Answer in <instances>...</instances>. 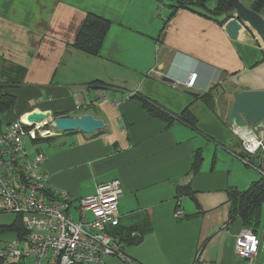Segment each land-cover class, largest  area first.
Here are the masks:
<instances>
[{
  "label": "crops",
  "instance_id": "obj_1",
  "mask_svg": "<svg viewBox=\"0 0 264 264\" xmlns=\"http://www.w3.org/2000/svg\"><path fill=\"white\" fill-rule=\"evenodd\" d=\"M241 1L248 8L252 2ZM234 14L221 24L225 17L201 10L169 19L171 11L155 0H0V96L14 101L0 113V132L34 112L102 119L105 128L92 135L62 133L27 152H42L51 187L74 199L119 182L115 240L146 219L151 224L140 243H119L139 264H193L199 255L209 264H250L235 254L243 224L229 220V195L264 179L262 158L242 151L227 122L235 94L264 91V49L250 30L230 39ZM89 16L111 25L98 56L75 46ZM209 92L212 106L203 101ZM134 96L175 117L189 111L195 126L152 117ZM197 156L200 166L191 172ZM259 259L264 264V242Z\"/></svg>",
  "mask_w": 264,
  "mask_h": 264
},
{
  "label": "built area",
  "instance_id": "obj_2",
  "mask_svg": "<svg viewBox=\"0 0 264 264\" xmlns=\"http://www.w3.org/2000/svg\"><path fill=\"white\" fill-rule=\"evenodd\" d=\"M191 76L186 83L188 89L193 88L197 74ZM234 127L242 151L261 156L264 177V132L255 127ZM43 129L46 126L27 125L19 118L0 132V214L19 216L24 228L23 235L0 250V262L106 264L108 259L118 258L125 264H139L125 254L111 234V229L121 223L120 183L99 184L95 194L77 199L53 189L43 170L46 156L39 152L31 158L25 147L27 138L36 141L53 136L43 135ZM182 214L178 210L176 216ZM263 242L264 235L243 227L235 239V254L250 264H263L259 259ZM199 256L193 264H209Z\"/></svg>",
  "mask_w": 264,
  "mask_h": 264
},
{
  "label": "trees",
  "instance_id": "obj_3",
  "mask_svg": "<svg viewBox=\"0 0 264 264\" xmlns=\"http://www.w3.org/2000/svg\"><path fill=\"white\" fill-rule=\"evenodd\" d=\"M155 1L159 5L165 6L171 11L169 19L179 10H201L209 13L212 17H225L224 21L221 23L223 24L231 18L233 12V9L228 4L227 0H219L218 6L214 10L208 9V4L211 0ZM249 8L259 14L264 13V0H252ZM110 26L111 25L108 21L100 17L89 16L80 32V36L75 46L89 55L98 56L101 51L104 38L109 31ZM134 97L144 102L147 113L152 117L159 118L167 123H171L175 118H178L192 127L195 126V119L189 111H185L181 116L175 117L155 103L143 99L140 96ZM214 97L215 95L209 92L205 96H203V101L209 106H212ZM13 102V100L9 99V101H7L4 97L0 96V113L13 106ZM50 139L51 137L46 139L39 138L34 142L48 141ZM201 160V156H197V159L192 165L191 172H196L198 170ZM181 193H189V190L185 188L181 191ZM229 205V220L234 221L239 219L242 222L243 227L249 228L254 231V233L258 234V231L262 226L264 215V179L260 180L259 182L253 183L246 191L242 193L231 191L229 195ZM10 230L11 232H14L16 230L19 235L24 234L22 220L19 216H17L14 224L10 227ZM150 231L151 224L149 220L146 219L142 224L137 225L134 228H130L129 231H122L121 233L118 232L121 238V241L119 240V243L122 244L123 242L125 245L138 244L142 241L144 235L149 233ZM111 234L114 239L117 238L116 234L112 232ZM0 264L2 263L0 262Z\"/></svg>",
  "mask_w": 264,
  "mask_h": 264
},
{
  "label": "water",
  "instance_id": "obj_4",
  "mask_svg": "<svg viewBox=\"0 0 264 264\" xmlns=\"http://www.w3.org/2000/svg\"><path fill=\"white\" fill-rule=\"evenodd\" d=\"M234 14V20L226 26L230 39L239 40L249 30L252 31L264 49V17L263 15L248 8L241 0H227ZM192 77V76H191ZM164 82H172L167 76ZM187 94L193 98L199 95L191 91ZM28 120L33 124L49 120L48 128L51 127L61 133L80 132L92 135L105 128L102 119H97L93 114L80 117L58 116L49 117L42 112H34L29 115ZM228 127H255L264 130V91H242L234 95L233 103L228 116ZM106 264H125L118 258H110Z\"/></svg>",
  "mask_w": 264,
  "mask_h": 264
},
{
  "label": "rangeland",
  "instance_id": "obj_5",
  "mask_svg": "<svg viewBox=\"0 0 264 264\" xmlns=\"http://www.w3.org/2000/svg\"><path fill=\"white\" fill-rule=\"evenodd\" d=\"M49 117L51 118L52 116L49 115ZM46 129L50 133H51V131L54 132L53 136H51V137H56L59 134H62L61 132L54 130L51 127L46 128ZM26 141H27L26 148L31 155L36 153L35 147L44 148L47 146V144H39V142H34V141H31L30 139H28ZM16 218H17V216L15 214H0V247L7 245L10 241H12L14 239V235L12 234L10 227L14 224V221L16 220ZM75 220L77 221V215L76 214H75Z\"/></svg>",
  "mask_w": 264,
  "mask_h": 264
},
{
  "label": "bare ground",
  "instance_id": "obj_6",
  "mask_svg": "<svg viewBox=\"0 0 264 264\" xmlns=\"http://www.w3.org/2000/svg\"><path fill=\"white\" fill-rule=\"evenodd\" d=\"M24 122L27 124V125H32L33 123L30 122L28 119H25ZM49 124V120H46V121H43L41 123H37L38 127H45L47 128V125ZM44 133L43 135L47 134V133H50L47 129H43L42 130Z\"/></svg>",
  "mask_w": 264,
  "mask_h": 264
}]
</instances>
